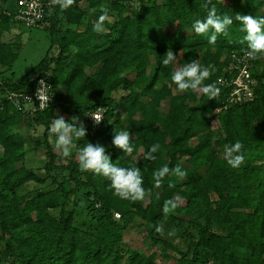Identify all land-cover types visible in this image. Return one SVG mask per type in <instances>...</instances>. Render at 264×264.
I'll return each mask as SVG.
<instances>
[{"label":"trees","instance_id":"trees-1","mask_svg":"<svg viewBox=\"0 0 264 264\" xmlns=\"http://www.w3.org/2000/svg\"><path fill=\"white\" fill-rule=\"evenodd\" d=\"M16 1L0 0V264H161L158 256L164 264H264V58L252 60L253 99L225 109L227 89L218 84L219 96L209 100L171 81L175 66L198 60L211 72L204 83H216L229 55L247 48L236 14L264 16V0H212L234 21L214 45L192 28L207 15L206 0H75L65 11L50 4L46 54L19 78L10 71L14 41L1 39L17 24ZM102 6L109 20L96 33ZM168 50L176 60L164 66ZM36 75L47 78L54 102L26 113L7 96L31 93ZM100 107L103 121L85 125L71 157L54 151V118L85 124V114ZM113 130L130 132L131 154L112 145ZM237 140L245 162L232 169L224 149ZM87 142L105 146L118 166L140 168L145 201L122 200L107 178L79 170ZM154 143L161 145L156 159L146 160ZM36 153L40 164L28 165ZM165 165H180L186 177L169 172L157 186L153 172ZM169 199L179 206L165 215ZM137 220L158 252L123 242Z\"/></svg>","mask_w":264,"mask_h":264},{"label":"clouds","instance_id":"clouds-1","mask_svg":"<svg viewBox=\"0 0 264 264\" xmlns=\"http://www.w3.org/2000/svg\"><path fill=\"white\" fill-rule=\"evenodd\" d=\"M50 4L59 6L62 11H65L75 4V0H50ZM202 7L207 9V15L203 20H195L192 28L196 35L207 36L208 42L214 45L220 35H228V27L234 21L228 14H218L217 7L212 3V0H206ZM100 11L102 14L99 15L93 25V31L96 33H103L105 31V21L109 20L108 9L102 6ZM235 20L242 25L240 30L246 33L242 41V43L246 42L247 44L245 57L250 60L264 58V16L256 17L237 13ZM164 56L165 58L162 61L164 66L170 65L176 60V54L172 50H168ZM210 76L211 72L208 67H202L198 60H192L183 67L175 69L171 74V81L177 86L180 92H187L188 90L202 92L209 100H216L221 89L217 86V83H204ZM39 83L40 87L36 92V96L40 101L39 106L44 108L48 106L50 97L45 95L44 89L46 85L44 81L41 80ZM29 99L31 100L30 97ZM98 109L100 111L89 115L96 125H99L103 121L101 114L103 109ZM113 131L112 145L126 154H131L133 147L130 132L127 130ZM48 133L50 137H56L54 151L61 154L64 158L71 157L72 148L75 146L74 140L84 139L87 135L85 124L76 116L71 118L70 123L66 122L63 116L54 118L48 129ZM160 148L161 145L159 143H154L144 155V158L149 161H154L156 159L154 154ZM243 149L244 145L239 140L234 144L225 146V159L227 165L232 169L239 168L245 162ZM106 152L107 149L105 146L87 142L79 149L77 154L79 170L81 172H92L95 175L107 178L110 181V188L113 190L114 195L122 200H128L133 203L145 201L146 190L143 187L144 178L140 168L118 166L111 161L110 156ZM169 172H172L181 180L187 175L180 165L172 169L165 165L153 172L155 184L159 186ZM178 206L175 199L166 200L163 204V213L168 215ZM119 218V214H117V219ZM155 231L163 235L164 229L162 226H156ZM168 235L175 236L176 230L173 229Z\"/></svg>","mask_w":264,"mask_h":264},{"label":"built area","instance_id":"built-area-1","mask_svg":"<svg viewBox=\"0 0 264 264\" xmlns=\"http://www.w3.org/2000/svg\"><path fill=\"white\" fill-rule=\"evenodd\" d=\"M50 5V2L44 0H17L16 11L14 13V20L27 28L40 27L43 25L45 9ZM232 52L229 55V61L224 68L225 75L216 79V83L221 88H225L226 96L223 100L222 108L225 109L229 105H240L250 102L254 97V89L257 85V79L250 73L252 67V60L245 57V51L237 54ZM43 80L46 88L45 95L50 97L48 106L41 108L40 101L36 96V92L40 87V81ZM8 99L12 101L18 109H22L26 113H32L36 110H43L51 107L54 102V94L51 84L45 77L35 76L34 88L31 93H9ZM31 98V100L29 99ZM101 108V107H100ZM103 109V108H102ZM100 111H94L85 114V125L94 129L97 127L91 114ZM104 109L101 114H103ZM218 111V109H216Z\"/></svg>","mask_w":264,"mask_h":264},{"label":"rangeland","instance_id":"rangeland-1","mask_svg":"<svg viewBox=\"0 0 264 264\" xmlns=\"http://www.w3.org/2000/svg\"><path fill=\"white\" fill-rule=\"evenodd\" d=\"M3 41H14L16 48V59L11 65V70L15 77L19 78L22 75L29 73L30 69L36 65L39 60L45 56L49 46L48 31L41 25L40 27L27 28L21 24L12 25L7 32L2 34ZM54 53L56 49L52 50ZM175 68H178L175 66ZM167 101L163 103L165 107ZM22 130V133L27 136L30 132ZM42 153V151L40 152ZM40 153L29 155L26 162L30 166L40 164ZM180 203H183L182 201ZM123 242L131 248H137L142 252H158L156 247H151L146 237V230L143 223L137 220V225L127 228L123 234ZM161 264L164 261L159 258ZM10 264V262H6Z\"/></svg>","mask_w":264,"mask_h":264},{"label":"crops","instance_id":"crops-1","mask_svg":"<svg viewBox=\"0 0 264 264\" xmlns=\"http://www.w3.org/2000/svg\"><path fill=\"white\" fill-rule=\"evenodd\" d=\"M48 23L47 22H44L43 25H47Z\"/></svg>","mask_w":264,"mask_h":264}]
</instances>
